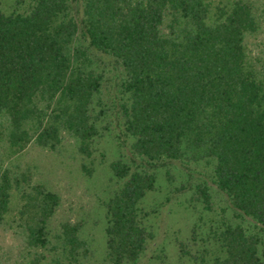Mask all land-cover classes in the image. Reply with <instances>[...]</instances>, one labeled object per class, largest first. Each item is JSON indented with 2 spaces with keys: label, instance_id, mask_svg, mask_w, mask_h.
I'll return each mask as SVG.
<instances>
[{
  "label": "trees",
  "instance_id": "1",
  "mask_svg": "<svg viewBox=\"0 0 264 264\" xmlns=\"http://www.w3.org/2000/svg\"><path fill=\"white\" fill-rule=\"evenodd\" d=\"M202 164L264 228V0H0V264H95L65 198L100 168L104 262L137 264L159 173ZM259 243L224 224L192 263L264 264Z\"/></svg>",
  "mask_w": 264,
  "mask_h": 264
},
{
  "label": "rangeland",
  "instance_id": "2",
  "mask_svg": "<svg viewBox=\"0 0 264 264\" xmlns=\"http://www.w3.org/2000/svg\"><path fill=\"white\" fill-rule=\"evenodd\" d=\"M15 1L1 0L4 13L13 10ZM100 148L107 152V160L112 159L114 148L110 143H104ZM169 170L168 174L166 170L159 173L154 189L142 200V211L148 215L153 239L137 264H193L195 257L212 258L217 255L213 232H219L224 224L240 225L247 235L258 237L259 255L264 259V228L231 209L223 194L210 183L209 169L204 164L196 168L197 172H192V177H188L178 165ZM98 175L89 186L82 187L76 197L66 196L65 202L68 209L83 206L85 215L94 211L93 219L90 217L85 226V233L94 239L95 264H106L105 219L99 189L108 175L101 168ZM203 184L208 189V203L197 189ZM9 244L11 240L0 234V249ZM182 250L185 255L181 254Z\"/></svg>",
  "mask_w": 264,
  "mask_h": 264
}]
</instances>
